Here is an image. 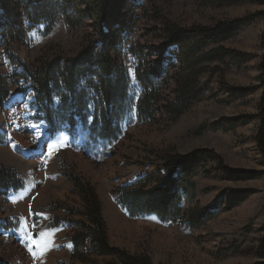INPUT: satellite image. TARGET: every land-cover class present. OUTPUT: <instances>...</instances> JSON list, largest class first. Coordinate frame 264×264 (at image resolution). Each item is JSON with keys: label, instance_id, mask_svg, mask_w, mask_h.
<instances>
[{"label": "rangeland", "instance_id": "rangeland-1", "mask_svg": "<svg viewBox=\"0 0 264 264\" xmlns=\"http://www.w3.org/2000/svg\"><path fill=\"white\" fill-rule=\"evenodd\" d=\"M89 2L53 0L41 18L27 0L0 2V27L7 5L24 31L0 28L9 91L0 105V167L23 181L0 189V264H264V0H125L117 25ZM89 47L110 55L128 87L110 139L92 131L101 102L94 65L73 78L83 93L73 108L60 71L53 104L37 99L31 79V70L65 65ZM197 150L207 158L182 205L200 213L217 202L205 222L190 227L186 213L167 222L133 217L116 199L141 178L154 176L147 188L156 186L164 161ZM77 181L98 194L111 253L90 239L75 249L72 239L96 226Z\"/></svg>", "mask_w": 264, "mask_h": 264}, {"label": "trees", "instance_id": "trees-1", "mask_svg": "<svg viewBox=\"0 0 264 264\" xmlns=\"http://www.w3.org/2000/svg\"><path fill=\"white\" fill-rule=\"evenodd\" d=\"M2 0H0L1 2ZM29 2L31 12L38 14L40 18L48 16L46 10L53 0H27ZM90 4L99 12L102 19H108L113 25H117L119 16L121 15V6L125 0H89ZM7 2V1H6ZM5 14L1 18L4 20V25L0 27L1 33L5 34L10 32L16 34L18 31L20 37L24 36V31L21 28L15 27V22L11 19V15L7 5H5ZM36 19V18H33ZM224 26L219 25L218 29L222 30ZM17 30V31H16ZM206 32V30H202ZM177 35L184 36V32ZM108 35L107 33H105ZM183 38V37H182ZM186 38V36H184ZM89 47L82 54L78 55L75 59L69 60V63L62 65L58 60L45 63L38 69L31 70V79L36 86L37 99L44 100V104H53L52 84L57 85V73L60 71L63 78H67L69 83L70 92L74 94L71 96V105L73 106L83 99V93L77 94L74 91V77L77 74H82L85 70H90L94 65V71L99 78L100 83L96 85L100 96L101 102L96 106L94 111V126L93 132H96L103 139H110L115 136V131L119 127L120 121V108L124 106L125 97L127 96V85L123 79L122 73H118L116 69L118 65L112 60L110 55L103 51H96L95 48ZM69 75V77L67 76ZM72 82V83H71ZM152 91L149 86L144 88V96L141 99L139 106L142 113L149 102V97ZM9 96V91L5 88L3 77L0 76V105L4 106ZM68 99V98H67ZM65 99V104H67ZM70 103V102H69ZM85 107V105L83 106ZM95 130V131H94ZM259 147L264 152V115L262 117L261 127L258 134ZM207 150H197L185 156H171L164 161L163 167L166 170L165 175L159 178L157 185L147 188L149 180H153L152 176L149 179L141 178L136 183L122 186L115 191L116 199L127 209L129 214L133 217H141L145 215H156L161 221H172L186 213L188 226L196 227L200 223L208 220L215 212L218 203L216 202L212 207L203 209L200 213L196 211L185 212L183 208V197L187 192L191 183V176L201 168V164L206 160ZM230 173L235 176L237 171L230 170ZM78 182V181H77ZM80 193L85 202L84 214L93 218L96 224L91 231L84 230L80 233V237H74L73 243L76 251L80 249L82 244H85L88 239L99 248V252L111 253V249L105 223L102 218L101 201L95 189L91 185L77 183ZM12 185L14 190L20 189L23 185L21 178L11 169L0 167V189H3V194L9 191L8 186ZM214 210V211H213ZM86 225V224H85ZM87 226V225H86ZM89 228V227H88ZM149 264V263H147Z\"/></svg>", "mask_w": 264, "mask_h": 264}, {"label": "snow or ice", "instance_id": "snow-or-ice-1", "mask_svg": "<svg viewBox=\"0 0 264 264\" xmlns=\"http://www.w3.org/2000/svg\"><path fill=\"white\" fill-rule=\"evenodd\" d=\"M25 227L27 228V223H25ZM43 235V234H42Z\"/></svg>", "mask_w": 264, "mask_h": 264}]
</instances>
